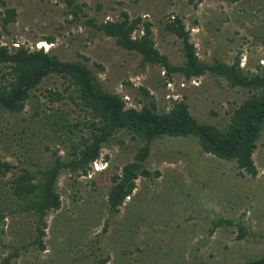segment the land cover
I'll return each instance as SVG.
<instances>
[{"label": "rangeland", "instance_id": "obj_1", "mask_svg": "<svg viewBox=\"0 0 264 264\" xmlns=\"http://www.w3.org/2000/svg\"><path fill=\"white\" fill-rule=\"evenodd\" d=\"M73 3L80 6L77 18L68 12L64 0H0V17L4 7H13L16 14L14 22L0 27V44L9 49L23 44L29 50L42 46L60 60H80L98 77L104 91L120 95L129 107H140L144 97L139 87L148 90L157 110L165 111L173 99L184 97L194 118L217 126L225 124L226 111L247 95L244 89L231 88L209 73L188 81L176 73L167 78L162 68L140 65L139 55L116 46L86 20L115 19L120 11L129 18L139 15L151 22L157 50L170 63L180 64V40L162 28L163 21L177 16L200 61L231 63L238 56L243 70L264 72V0ZM46 36H52V42ZM45 87L59 88V81L44 78L35 93L39 95ZM40 100H44L41 95ZM57 106L70 119L80 118L67 100ZM32 111L27 103L16 115L0 113V160L21 166L16 157L24 155L35 162V166L26 164L31 170L49 164L45 144L50 149L59 146L49 141L52 132L35 122ZM22 128L26 132L20 134ZM118 138L120 143L102 145L86 175L59 173L55 189L60 205L45 217L44 250L32 243L36 234L32 217L17 213L0 221V259L13 246L25 248L20 247L7 264H93L105 255V264H240L264 258V127L252 154L257 169L253 177L237 175L233 161L198 153L187 138L153 140L145 160L150 177H137L134 189L112 214L106 202L110 176L132 160L141 144L125 133ZM13 139L22 147L14 145ZM58 148L64 156V149ZM10 175L8 171L0 176V184ZM219 216L242 221L251 234L237 239L233 226L217 227L209 234L210 219Z\"/></svg>", "mask_w": 264, "mask_h": 264}, {"label": "trees", "instance_id": "obj_2", "mask_svg": "<svg viewBox=\"0 0 264 264\" xmlns=\"http://www.w3.org/2000/svg\"><path fill=\"white\" fill-rule=\"evenodd\" d=\"M64 2L68 12L77 18L80 6L73 0ZM1 4L4 6V1ZM2 13L0 27L5 29L7 24L15 21L16 14L13 7H4ZM86 23L104 37L111 38L116 46L139 55L140 65L162 68L167 78L176 73L188 81L209 73L224 80L231 88L244 89L247 95L226 111L225 124L217 126L194 118L184 97L173 99L165 111L157 110L148 90L139 87L144 97L142 103L138 109L129 107L120 95L104 91L98 77L80 60H60L50 51L42 48L29 50L23 44H16L11 49L0 44V113L16 115L28 103L33 109L32 117H37L35 122H40L52 132L49 141H55L64 149V156H61L58 154L59 146L50 149V145L45 144L43 149L50 151V162L46 167L32 170L26 164L35 166V162L24 155L16 157L23 162L21 166L0 160V176L11 171L6 181L0 184V221L17 213L32 217L36 233L32 243L39 250H44L45 217L60 205L55 189L59 173L66 170L70 176L86 175L90 164L98 159L102 145L111 141L121 142L119 133L138 139L141 144L132 160L123 164L119 173L110 176L106 202L108 212L112 214L118 211V206L134 189L137 177H150L145 160L151 142L157 138H187L195 143L198 153L233 161L237 175L253 177L257 173L252 154L259 132L264 127V72L243 70L238 56L231 63L217 59L212 63L200 61L188 31L177 16L163 21L162 28L180 40L183 56L180 64L170 63L167 56L157 50L151 22L139 15L129 18L126 11H120L115 19L95 23L88 18ZM45 40L52 42L53 37L46 36ZM262 41L264 44V37ZM47 77L58 80L60 87H45L39 95L36 94L38 86ZM40 95L44 100H40ZM66 100L73 105L72 112L76 109L81 114L80 118L70 119L67 111L60 110L57 104ZM25 132L26 128L20 129V134ZM13 140L14 145H22L18 142L22 138ZM157 174L155 171L153 175ZM221 226H233L237 239L251 234L242 221L221 216L210 219L207 231L210 234ZM20 247L13 246L12 251L0 259V264H7L16 257ZM107 259V255L96 258L93 264H105ZM240 264H264V258Z\"/></svg>", "mask_w": 264, "mask_h": 264}, {"label": "clouds", "instance_id": "obj_3", "mask_svg": "<svg viewBox=\"0 0 264 264\" xmlns=\"http://www.w3.org/2000/svg\"><path fill=\"white\" fill-rule=\"evenodd\" d=\"M38 48H42V46H40V47H38ZM93 162H94V161H93ZM93 162H92V163H93Z\"/></svg>", "mask_w": 264, "mask_h": 264}]
</instances>
